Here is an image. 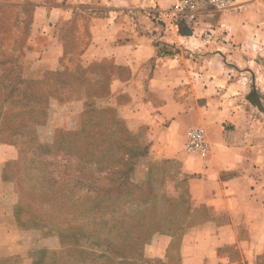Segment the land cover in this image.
Returning a JSON list of instances; mask_svg holds the SVG:
<instances>
[{"label":"crops","instance_id":"crops-1","mask_svg":"<svg viewBox=\"0 0 264 264\" xmlns=\"http://www.w3.org/2000/svg\"><path fill=\"white\" fill-rule=\"evenodd\" d=\"M178 2L0 5L36 6V15L45 18L32 44L41 68L71 71L65 65L77 62L76 72L106 91L95 94L97 105L114 111L139 146L134 158L127 149L131 165L119 172L121 184L130 185L126 197L134 201L139 223L152 208L160 229L166 225L150 238L145 258L264 264V122L256 113L262 99L255 80L264 73V0L207 7L195 20L169 13ZM197 130L204 133L203 153L187 149ZM144 224L142 233L149 230Z\"/></svg>","mask_w":264,"mask_h":264},{"label":"rangeland","instance_id":"rangeland-1","mask_svg":"<svg viewBox=\"0 0 264 264\" xmlns=\"http://www.w3.org/2000/svg\"><path fill=\"white\" fill-rule=\"evenodd\" d=\"M44 25L35 5H0V264H163L144 250L166 225L149 208L142 233L120 180L127 149L134 158L139 146L97 105L106 91L77 62L65 65L71 71L41 68L32 44ZM255 80L264 109V73Z\"/></svg>","mask_w":264,"mask_h":264},{"label":"built area","instance_id":"built-area-1","mask_svg":"<svg viewBox=\"0 0 264 264\" xmlns=\"http://www.w3.org/2000/svg\"><path fill=\"white\" fill-rule=\"evenodd\" d=\"M235 0H179L178 5L174 7L170 14H177L182 19L195 20L198 13L202 12L204 8L214 10H226L234 7ZM189 151L206 150V143L204 140V133L202 130L194 131L190 134V139L187 143Z\"/></svg>","mask_w":264,"mask_h":264},{"label":"water","instance_id":"water-1","mask_svg":"<svg viewBox=\"0 0 264 264\" xmlns=\"http://www.w3.org/2000/svg\"><path fill=\"white\" fill-rule=\"evenodd\" d=\"M257 102H259V101H257ZM259 104V103H258ZM259 109L264 113V109H263V107H262V105L261 104H259Z\"/></svg>","mask_w":264,"mask_h":264},{"label":"trees","instance_id":"trees-1","mask_svg":"<svg viewBox=\"0 0 264 264\" xmlns=\"http://www.w3.org/2000/svg\"><path fill=\"white\" fill-rule=\"evenodd\" d=\"M95 170V169H94ZM98 170V169H97ZM96 171V170H95Z\"/></svg>","mask_w":264,"mask_h":264}]
</instances>
